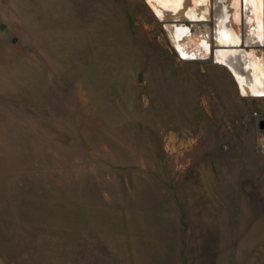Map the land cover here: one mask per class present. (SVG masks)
<instances>
[{
	"label": "rangeland",
	"instance_id": "obj_1",
	"mask_svg": "<svg viewBox=\"0 0 264 264\" xmlns=\"http://www.w3.org/2000/svg\"><path fill=\"white\" fill-rule=\"evenodd\" d=\"M166 24L0 0V264H264V88Z\"/></svg>",
	"mask_w": 264,
	"mask_h": 264
},
{
	"label": "bare ground",
	"instance_id": "obj_2",
	"mask_svg": "<svg viewBox=\"0 0 264 264\" xmlns=\"http://www.w3.org/2000/svg\"><path fill=\"white\" fill-rule=\"evenodd\" d=\"M146 2L159 19L168 23L171 41L184 56L213 55L216 64L230 71L243 96L260 95L264 88V58L251 46L263 38L264 0ZM182 21H190L196 30L192 32ZM209 23L214 24L213 30Z\"/></svg>",
	"mask_w": 264,
	"mask_h": 264
},
{
	"label": "built area",
	"instance_id": "obj_3",
	"mask_svg": "<svg viewBox=\"0 0 264 264\" xmlns=\"http://www.w3.org/2000/svg\"><path fill=\"white\" fill-rule=\"evenodd\" d=\"M176 22H178V21H176ZM182 22H184V23H186V25H188V24H190V21H182ZM188 26H190V25H188ZM174 45V44H173ZM175 46V45H174ZM179 57H181L182 59H186V57H184V55H181V54H179ZM198 57V56H197ZM199 58V57H198ZM213 61L215 62V58H214V56H213Z\"/></svg>",
	"mask_w": 264,
	"mask_h": 264
},
{
	"label": "water",
	"instance_id": "obj_4",
	"mask_svg": "<svg viewBox=\"0 0 264 264\" xmlns=\"http://www.w3.org/2000/svg\"><path fill=\"white\" fill-rule=\"evenodd\" d=\"M175 48H176V50H177V52H178L179 54L183 55V54L179 51V49H178L177 47H175ZM184 57H186V59H192V58H194V57L191 56V55H185ZM195 57H197V56H195Z\"/></svg>",
	"mask_w": 264,
	"mask_h": 264
}]
</instances>
